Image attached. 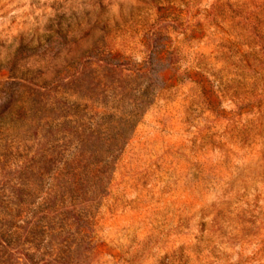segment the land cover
Returning a JSON list of instances; mask_svg holds the SVG:
<instances>
[{"label": "rangeland", "instance_id": "374dc122", "mask_svg": "<svg viewBox=\"0 0 264 264\" xmlns=\"http://www.w3.org/2000/svg\"><path fill=\"white\" fill-rule=\"evenodd\" d=\"M0 237V264H264V0H0Z\"/></svg>", "mask_w": 264, "mask_h": 264}, {"label": "trees", "instance_id": "16d2710c", "mask_svg": "<svg viewBox=\"0 0 264 264\" xmlns=\"http://www.w3.org/2000/svg\"><path fill=\"white\" fill-rule=\"evenodd\" d=\"M2 234H5V233H3V232H1ZM1 242H3V240H2V237H0V244H1Z\"/></svg>", "mask_w": 264, "mask_h": 264}]
</instances>
